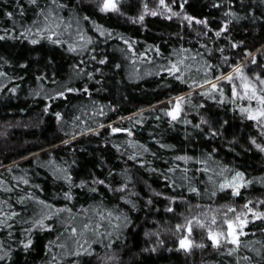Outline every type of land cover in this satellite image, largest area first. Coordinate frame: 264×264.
I'll return each instance as SVG.
<instances>
[{"label":"trees","instance_id":"trees-1","mask_svg":"<svg viewBox=\"0 0 264 264\" xmlns=\"http://www.w3.org/2000/svg\"><path fill=\"white\" fill-rule=\"evenodd\" d=\"M60 2L68 5L60 14L71 24L61 38L68 43H84L76 36L77 31H81L86 37H92V43L86 48L70 52L67 43L60 46L42 40L32 45L19 38L0 41V73L7 74L0 75V201L6 202L0 204V209L8 215L12 211L20 213L12 219L3 217L12 224L11 229L0 224V244L4 249H11V260L0 261V264H52L53 254L55 264H264V221L249 224L245 229L248 235L240 237L239 248L231 254L229 248L235 245L229 242L213 247L207 228L195 223L189 236L194 246L190 251L181 249L177 240L187 232L176 229L177 224H184L185 218L192 215H199L212 226L211 217L205 218L203 213L215 212L219 217L227 211L226 206L245 211L242 205L248 200L253 201L252 207L264 210V205L257 203L264 200V151L257 149L250 139L255 137L257 143L264 145L262 129L255 121L244 117L236 105L210 100L200 94L201 89L190 87L191 79L201 78L206 62L217 65L225 73L230 71L221 61L217 50L220 47H225L223 55L231 57V63L243 60L244 48L253 53L261 49V53H256V65L244 63L250 76L254 72L264 74V21L259 19L264 15V0H243V7L239 0L231 5L229 0H187L182 12L179 6L182 0L176 3L166 0L174 11L181 12L180 18L172 19L167 18L170 14L158 0H118L120 12H101L99 7L103 0ZM145 2L149 10H155L158 15H145L142 24L133 22L131 18L139 16ZM20 3L25 9L23 16L19 14L16 0H0V34L5 28L15 27L19 37L20 25H28L36 19V8L27 0ZM46 3L47 0H40L42 7ZM216 3L220 7H214ZM229 7L246 17L234 20L226 34L233 40L244 41L240 49L228 48L226 37L216 38L214 32L204 26L189 27L186 22L181 23L186 12L198 18L207 17L211 29H218L228 19L224 13ZM252 9H255L256 19L250 16ZM5 11L16 15L8 18ZM161 12L164 14H159ZM96 25L110 30L112 35L100 36ZM121 36L130 41L132 48L124 44ZM202 45L213 51L209 53ZM151 46H158L160 52ZM105 56L108 61L101 64L99 61ZM185 56L188 57L185 63L191 65L190 71L184 73L187 84L161 71L169 60ZM25 63L27 67L22 68ZM116 64L120 67L116 68ZM89 72L93 73L92 78L87 75ZM38 76L46 78L37 80ZM85 85L88 93H66L65 98L48 99L66 87L83 89ZM12 88H16V92L13 93ZM37 92L40 94L36 95ZM225 92L230 97L229 85L225 86ZM181 95L186 96L182 102V118L191 124L181 119L170 123L171 117L166 115V110L174 106L175 97ZM169 100L173 103H168ZM237 103L246 105L247 101ZM201 104L203 108L199 107ZM46 105L49 106L47 112ZM101 111L105 115H100ZM56 112L63 114L62 120H57ZM77 117L79 119H74ZM201 117L209 120L208 126L201 124ZM101 123L104 128L98 127ZM110 124L131 128L133 135L112 134L107 127ZM196 124H201V128H195ZM210 127L219 135L208 136ZM87 128L96 129L99 135L88 133ZM65 140L71 142L65 144ZM161 144L174 147L163 148ZM116 145H120L119 151ZM141 145L150 151L144 152ZM209 152L212 153L210 159ZM133 154L145 161L143 166L130 159ZM179 155L195 159L176 160ZM201 160L207 163L202 164ZM225 166L231 169L225 171L226 176L242 171L244 179L251 181L241 189L240 196H232L231 190L212 195L224 179L220 172ZM205 167L209 171H202ZM169 168L176 171L168 173ZM58 169H67L71 174L75 185L71 201L62 195L69 190V185L62 178L65 173ZM110 171L115 179L108 176ZM165 174L168 180L164 179ZM185 175L188 179H184ZM21 176L28 179L29 184L16 179ZM95 177L106 179L114 186H119L126 177L131 180L126 192L113 193L104 186L92 184ZM81 180L88 181V185L79 187ZM189 186L198 188L199 195L189 192ZM90 187H97L99 191L91 192ZM9 188L11 191H5ZM29 193L55 208L67 205L72 212H62L46 220L45 223L54 225L52 230L36 229L28 233L31 220L39 218L42 212L55 211L29 197ZM120 195L126 199H119ZM172 196L177 197L175 202L168 199ZM20 197L26 198L24 204L19 203ZM127 199L136 207L127 204ZM149 199L153 201L151 205L147 203ZM101 203L104 209L116 210V215L123 213L128 217L126 226L123 216L120 221L113 216L111 221L103 222L101 231L114 233L111 241L106 235L98 238L92 233L74 237L66 230L71 226L66 223L71 217H75L72 224L78 228L87 222L81 206L89 210V217L98 219L94 210ZM169 206L175 210L166 211ZM220 223L218 219V224L212 226L214 230ZM113 224H120L119 229H113ZM29 235L33 245L25 250L19 242L26 241ZM76 240L84 247L90 243L93 254L79 257L71 254L77 250ZM49 241L55 242L51 249ZM109 242L110 248L106 246ZM61 244L66 247H59ZM201 244L204 246H196ZM112 256L115 259H105Z\"/></svg>","mask_w":264,"mask_h":264},{"label":"snow or ice","instance_id":"snow-or-ice-1","mask_svg":"<svg viewBox=\"0 0 264 264\" xmlns=\"http://www.w3.org/2000/svg\"><path fill=\"white\" fill-rule=\"evenodd\" d=\"M28 4L34 6L36 8V19L32 20L30 24L28 25H20V28L22 29L19 32V37L16 35L17 29L14 27L11 30L5 28L2 30L3 34H0V41L6 40V39H12L15 40L17 38L27 40L32 45H38L41 43L42 40H47L50 43L54 45H60L63 46L65 43L68 44V51L70 52H77L78 50H82L87 47L88 44L92 43V37L91 36H85L81 31H77L76 36L79 41H82L84 43H68L67 41H64L61 37L64 35V32L68 31L71 28V24L66 21V19L60 14L61 10L68 8V5L65 3L60 2V0H47V3L42 7L40 5V0H27ZM159 5L163 7V9L167 10V13L170 15L167 16L168 19H172L173 17L180 18L181 12L183 11L184 3L187 2V0H182L180 3L181 12L174 11L173 8L166 3V0H158ZM236 0H229V4L235 3ZM173 3H176V0H173ZM240 5L243 7V0H239ZM16 6L19 10V14L21 16L24 15L25 9L23 5L20 3V0H16ZM214 7H220L219 3L214 4ZM99 10L101 12H120V5L118 3V0H103L102 4L99 7ZM5 16L8 18H13L16 13L13 11H5ZM150 14L152 16L158 15V13L155 10H149L148 4L145 2L143 5V10L139 14V16L132 17L131 19L133 22L143 23L145 20V15ZM163 15L164 13H159ZM225 17H228V19H225L221 26L218 29H211L209 25V21L207 17L204 18H198L196 16L187 14L186 12L183 13V18L181 20V23H187L189 27L193 25H201L205 28H208L209 31L214 32V36L216 38H227L229 40V44L227 45L228 48L231 49H240L244 45V41H236L231 38L230 35L226 36L227 33L230 31V25L232 22L239 21L240 19L246 18L241 17L237 12H235L231 7L224 13ZM250 16L252 19H256L255 17V9L251 10ZM84 19H88V17H84ZM260 20L264 21V15H261L259 17ZM15 23V21H14ZM96 29L99 32L100 36H111L112 33L110 30L103 29V26L96 25ZM207 32H204L203 35L207 36ZM35 37V38H33ZM124 44H126L129 48H132V44L129 40L124 39V37H120ZM157 53L160 52V49L158 46H151ZM202 47L206 48L209 53L213 51V49L208 48L207 45H202ZM221 53V61L227 65L230 69L228 72H224L220 68H218L217 65H213L210 62H206L203 67V73L200 79H191L190 87L195 89H201V95L206 96L210 100L217 101L218 103L224 104L226 102H230L233 105H236L238 107L239 112L246 117L249 120L255 121L256 126L258 128H261V135L264 136V74L261 72H254L251 76L248 74L247 65L244 63V61H247L248 64L256 65L257 64V54L261 53V49H257L256 53H253L247 48H244L243 50V60L238 61L237 63H231V57L224 56L223 53L225 52V47H220L217 49ZM184 52L190 51V49H182ZM196 55H201L200 53H197ZM93 59L96 57L93 56ZM188 59V57H182L178 58L176 60H169L167 67H162L161 71L166 72L169 76H172L175 80L181 81L182 83L187 84L189 81L185 78L184 73L189 72L191 65L186 64L185 61ZM108 61V57L105 56L103 59H101L99 62L101 64H105ZM21 67H27V64H22ZM116 68L120 67V64L115 65ZM197 72H200V69L197 68ZM217 73V74H214ZM0 75H7L6 73H0ZM89 78L93 77V73L89 72L87 73ZM44 76H38L36 77L37 80L45 79ZM230 86V97L225 92V86ZM11 91L14 93L16 92V88H12ZM88 93V87L87 85L84 86L83 89H77L72 87H66L62 91H57L55 93V96L48 97L49 100L58 99V98H65L66 93H73V92H81ZM40 93L37 92L36 95H39ZM186 100L185 95L177 96L175 97V103L174 106L168 110H166V115L171 117L170 123L177 121L178 119H181L183 123L185 124H191V121L187 119L182 118V112H183V106L182 102ZM246 100L247 104H238V101ZM255 102V104H253ZM168 103H173L171 100L168 101ZM190 103V101H189ZM199 107L203 108L204 105L201 104ZM49 110V106L46 105L45 112ZM235 111V108L233 109ZM162 111H164L162 109ZM100 115H105L103 111L99 113ZM55 117L57 120L63 119V114L60 112L55 113ZM74 119H79L74 118ZM123 119V118H121ZM201 124L208 126L209 120L205 119L204 117H201ZM227 123V121H225ZM201 124L194 125L195 128L200 129ZM99 128H104V124H99ZM107 127L110 128V131L112 134L116 133H127L129 137L133 135V131L131 128H121L117 127L114 124H110ZM88 133H93L96 135H99V132L94 128H87ZM83 133H77V135H81ZM208 136H216L219 135V132L215 128H209V131L207 133ZM72 139H75V136L72 137ZM251 143L255 145L257 149H260L261 151H264V145L257 143L256 138L252 137ZM71 141L65 140L63 143L68 144ZM129 143H132V141H128ZM159 143V141H157ZM163 148L167 147H174L172 145H160ZM140 147L143 148L144 152L150 151V149L147 148L145 145H141ZM117 150L119 151L120 145H116ZM215 151V149H213ZM153 156H155V153H152ZM208 158L210 159L212 157V153L209 152ZM130 159L135 161L137 164L143 166L145 161L140 160L137 158L136 154H133ZM176 160L185 161L188 162L190 160L195 159L194 157L188 156V155H179L175 157ZM202 164H206L207 162L204 160L200 161ZM11 171V169H9ZM60 172H64L65 175L62 177L65 182L69 185V190L62 193L65 200L71 201L74 199V194L72 192V187L75 185L73 184L71 174L67 172V169H58ZM176 169L169 168L167 170L168 173L175 172ZM188 170L186 169L185 172ZM199 171V170H198ZM202 171L207 172L209 169L205 167L202 169ZM225 171H231V169H227V166H225V169L220 172V175L224 177L223 181L219 183L218 188L212 192V195L215 196L217 191L223 192L226 190H231V195L236 197L241 195V189L244 188L246 185L250 184L251 181H247L244 179L245 174L242 171H235L231 177H228L225 175ZM56 173H54L55 175ZM123 175V173H121ZM109 177H114L113 171H110L108 173ZM17 180L23 181L25 185L29 184V180L24 177H16ZM164 179L168 180V175H164ZM184 179H188V177L185 175ZM212 177H209V180H211ZM131 180V177H126L124 182L119 183V186H114L113 183H107L106 179H100L99 177H95L91 183L94 185L104 186L106 190L111 191L113 193H124L128 189L129 181ZM88 181L81 180L79 187L84 188L88 185ZM175 184V181L172 182ZM191 184V181L189 182ZM36 187H39L37 185ZM91 192H97L99 191V188L97 187H90L88 189ZM5 191H11V189H5ZM188 191L191 193H196L199 195L200 190L196 187L189 186ZM29 197H31V193L28 194ZM157 195H161L160 193H157ZM32 199H37L36 197H31ZM25 197H20L19 203L24 204L25 203ZM119 199L125 200L126 197L124 195H120ZM170 202H175L177 197L172 196L168 197ZM183 199V198H181ZM6 203L5 201H0V204ZM38 203L45 205L48 209L55 208L54 205L48 204L44 200H38ZM127 204L132 205L133 208L136 207L135 203L127 199ZM149 205L153 203L151 199L147 201ZM257 203L264 205V200L257 201ZM253 204L252 200H248L244 205H242V208L245 209V211H237L235 206H226L227 211L224 212L221 216H217L215 212H205L203 215L205 218L208 216L211 217V225L216 226L218 224V219L221 222L219 227L214 230L212 226H209L205 223V219H201L199 215H192L190 218H185L184 224H177L176 229L177 230H186L187 235L182 236L179 239V247L181 249H184L186 251H190L191 248L194 246L193 241L189 239L190 234L193 231L194 223L196 226L201 228H207V235L209 240L211 241L213 247L219 248L222 244L225 243H231L232 245H235V248H229V253H234L237 251V249L240 246V237L242 235L246 236L248 233L245 231L247 226L251 223H254L257 220L264 221V210H257L256 208L252 207ZM12 206L9 205V208ZM118 207V206H117ZM189 207H192L189 205ZM195 207H202L201 205H196ZM210 207V206H209ZM103 209V210H100ZM175 209L171 206H169L166 211L173 212ZM88 209L81 206V213L85 217L87 222H83L81 227L78 228L77 226L72 224V221L75 219V217H71L66 223L67 225H71L66 230L69 231L72 236H79V237H86L88 233H92L98 238L102 236H107L109 238V241H111V237L113 236V231H101L102 228H104L105 221H111L113 216H115V219L117 221L121 220V217L123 216V222L126 226L128 222V217L126 214L121 213L120 215H116V210H109L104 209L103 205L97 206V209L94 211L96 212V216L98 219L93 220L91 217L88 216ZM62 212H68L71 213L72 209L67 207L63 208H55L54 212H42L39 216V218L31 220V228L27 229L28 233H32L33 230L40 229V230H52L54 227L51 223H45L46 220L51 219L52 216L57 215ZM232 214L231 217L229 214ZM251 214V215H250ZM20 213L16 211H12L10 215L8 213H5L2 209H0V224H4L7 228L11 229L12 224L7 223V220L3 219V217H8V219H12L14 217L19 216ZM65 223V222H62ZM226 225V228L224 227ZM113 229H119L120 224H113ZM9 235L11 236L12 233L9 232ZM87 242V240H85ZM20 245L23 246L25 250H28L33 245V240L31 238V235L28 236L27 240H21ZM54 241H49L48 248L51 249L52 245L54 244ZM77 244V250L74 253H71L77 257H79L81 254L83 255H92L93 251L91 248V244H88V247H84L79 243V240H76ZM107 247H111L112 244L109 242ZM199 247H203L204 245H196ZM59 247L63 248L66 247V245H59ZM0 261L5 260H11V249H4L3 245L0 244ZM155 249H153L154 251ZM107 260H113L115 259L114 256L112 257H105ZM245 259H248V257H245ZM56 256L52 255V264H55Z\"/></svg>","mask_w":264,"mask_h":264},{"label":"rangeland","instance_id":"rangeland-1","mask_svg":"<svg viewBox=\"0 0 264 264\" xmlns=\"http://www.w3.org/2000/svg\"><path fill=\"white\" fill-rule=\"evenodd\" d=\"M181 237H182V236H181ZM181 237H179L178 240H177L178 246H179V239H180ZM189 239H190V238H189Z\"/></svg>","mask_w":264,"mask_h":264}]
</instances>
